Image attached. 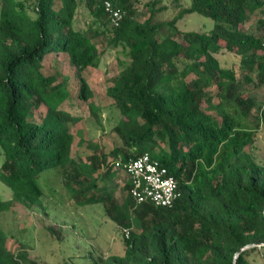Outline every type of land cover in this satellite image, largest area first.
Instances as JSON below:
<instances>
[{"label": "trees", "instance_id": "obj_1", "mask_svg": "<svg viewBox=\"0 0 264 264\" xmlns=\"http://www.w3.org/2000/svg\"><path fill=\"white\" fill-rule=\"evenodd\" d=\"M105 1L0 0V181L11 193L0 195V213L40 204L39 178L57 169L76 206L103 203L106 216L128 229L127 237L120 232L122 253L91 264H264V164L247 150L259 124L250 120L256 103L245 87L252 74L264 85V0H152L143 20L136 18L138 0H107L123 13L118 25ZM80 5L93 24L114 33L111 46L127 50V63L106 88L120 112L113 131L121 145L111 159L103 151L87 160L72 156L68 122L78 117L67 110V77L43 72L49 54H66L78 73L99 64L92 35L75 27ZM256 11V29L244 28ZM192 13L211 19L212 28L180 29ZM222 55L236 56L237 69ZM90 95L81 79L76 96ZM258 110L264 123V107ZM145 151L177 182L171 206L137 203L129 179L126 195L114 196L115 163ZM0 264H38L26 250L8 248L1 223Z\"/></svg>", "mask_w": 264, "mask_h": 264}, {"label": "rangeland", "instance_id": "obj_2", "mask_svg": "<svg viewBox=\"0 0 264 264\" xmlns=\"http://www.w3.org/2000/svg\"><path fill=\"white\" fill-rule=\"evenodd\" d=\"M152 0H138L136 18L145 19L149 10L146 4ZM189 4L190 0H183ZM170 4V0H163ZM260 13L248 14L243 24L244 28L256 29ZM184 31H209L213 21L197 13L187 15L177 23ZM92 23L88 10L80 5L75 19V27L92 35V40L101 52L99 64L87 67L78 73L64 53L49 54L44 59L43 72L57 74L58 80L67 77V88L71 92L67 99V110L78 117L75 122H68L74 135L72 156L87 160L89 156L102 151L112 158L111 150L121 145L120 139L113 131V126L119 121L120 112L107 96L106 88L112 83V78L127 63V50L122 46H111L110 38L114 33ZM90 27V28H89ZM91 29V31L89 30ZM94 34V35H93ZM225 66L237 69V57L222 55ZM192 76V74L190 75ZM252 82L246 84V89L254 97L255 107L251 111L250 120L258 123L254 141L247 147L248 152L256 162L264 164V123L260 118L258 106L264 107V85L257 86V77L252 74ZM81 79H84L91 90L87 100H81L76 95ZM215 93V87L209 89ZM96 107L98 119L91 113L88 103ZM71 105V106H70ZM45 107L35 112V118L40 119ZM158 147H149L148 152ZM113 180L114 196L121 200L126 195L124 188L126 176L123 170L115 173ZM64 175L60 170H45L39 178L43 189L40 204L31 207L18 205L10 211L0 213V223L7 233L8 248L17 253L24 249L38 264H91L94 257L120 254L124 251L121 238L122 230L109 219L103 203L76 206L71 200L65 186ZM9 188L0 181V195L10 198ZM21 206V207H20ZM123 233V232H122ZM257 264H261L257 260Z\"/></svg>", "mask_w": 264, "mask_h": 264}, {"label": "built area", "instance_id": "obj_3", "mask_svg": "<svg viewBox=\"0 0 264 264\" xmlns=\"http://www.w3.org/2000/svg\"><path fill=\"white\" fill-rule=\"evenodd\" d=\"M105 8L111 13V21L118 25L123 18V13L114 9L110 1H105ZM115 167L125 172L130 181L129 194L137 202L150 201L157 206H171L179 196L177 182L168 173L165 166L153 158L148 152L118 161ZM128 236V229L123 230Z\"/></svg>", "mask_w": 264, "mask_h": 264}, {"label": "water", "instance_id": "obj_4", "mask_svg": "<svg viewBox=\"0 0 264 264\" xmlns=\"http://www.w3.org/2000/svg\"><path fill=\"white\" fill-rule=\"evenodd\" d=\"M252 245H246V246H244V247H242L240 250H239V252H241V251H243L244 249H247V248H249V247H251Z\"/></svg>", "mask_w": 264, "mask_h": 264}, {"label": "crops", "instance_id": "obj_5", "mask_svg": "<svg viewBox=\"0 0 264 264\" xmlns=\"http://www.w3.org/2000/svg\"><path fill=\"white\" fill-rule=\"evenodd\" d=\"M125 176H126V180H127V179H128V178H127V175L125 174Z\"/></svg>", "mask_w": 264, "mask_h": 264}]
</instances>
